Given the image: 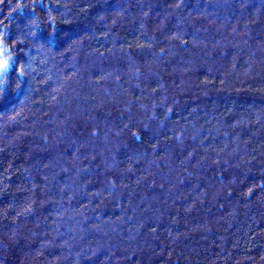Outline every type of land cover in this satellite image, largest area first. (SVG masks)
Instances as JSON below:
<instances>
[{
  "label": "trees",
  "instance_id": "16d2710c",
  "mask_svg": "<svg viewBox=\"0 0 264 264\" xmlns=\"http://www.w3.org/2000/svg\"><path fill=\"white\" fill-rule=\"evenodd\" d=\"M0 264H264V0H0Z\"/></svg>",
  "mask_w": 264,
  "mask_h": 264
},
{
  "label": "rangeland",
  "instance_id": "374dc122",
  "mask_svg": "<svg viewBox=\"0 0 264 264\" xmlns=\"http://www.w3.org/2000/svg\"><path fill=\"white\" fill-rule=\"evenodd\" d=\"M4 61L7 62L6 58L4 57V53H0V63H2ZM7 64H8V68H9L10 67L9 61L7 62ZM8 68H7V70H8ZM5 72L6 71L0 70V73H2V74L5 73ZM2 74H0V75H2Z\"/></svg>",
  "mask_w": 264,
  "mask_h": 264
},
{
  "label": "snow or ice",
  "instance_id": "6c2138e0",
  "mask_svg": "<svg viewBox=\"0 0 264 264\" xmlns=\"http://www.w3.org/2000/svg\"><path fill=\"white\" fill-rule=\"evenodd\" d=\"M7 68H8V64L6 61L0 63V70L7 71ZM0 74H2V73H0Z\"/></svg>",
  "mask_w": 264,
  "mask_h": 264
}]
</instances>
